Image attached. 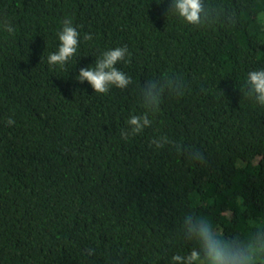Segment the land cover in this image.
Returning a JSON list of instances; mask_svg holds the SVG:
<instances>
[{
	"label": "trees",
	"instance_id": "trees-1",
	"mask_svg": "<svg viewBox=\"0 0 264 264\" xmlns=\"http://www.w3.org/2000/svg\"><path fill=\"white\" fill-rule=\"evenodd\" d=\"M169 6L0 0V264H171L194 247L187 213L229 236L264 220V105L245 85L264 68V0H205L201 25ZM66 20L77 53L49 65ZM118 46L127 87L75 79ZM147 82L161 92L150 111ZM146 111L132 134L127 120Z\"/></svg>",
	"mask_w": 264,
	"mask_h": 264
},
{
	"label": "clouds",
	"instance_id": "clouds-1",
	"mask_svg": "<svg viewBox=\"0 0 264 264\" xmlns=\"http://www.w3.org/2000/svg\"><path fill=\"white\" fill-rule=\"evenodd\" d=\"M215 18L221 13L213 9ZM168 12L182 18L186 23L201 25L212 22L205 0H170ZM4 31L13 32L9 23L4 24ZM87 38H91L90 36ZM59 44L54 52L47 55V62L52 66L66 64L76 53L80 42V33L70 20H66L58 33ZM129 55L127 46L108 48L95 59L93 64L79 69L75 77L80 82H87L97 93H106L110 87L123 89L131 82V77L117 65ZM245 85L249 95L264 105V68L247 73ZM147 110L158 107L161 101L160 90L147 82L143 87ZM14 120L9 119L11 125ZM151 123L148 111L129 117L127 124L132 134L140 133ZM156 148L163 146L162 138H155ZM192 160L199 161L202 156L198 151L189 150ZM183 237L193 242L194 247L184 255L171 256V264H264V220L258 222L247 236H229L219 232L206 217L194 213L185 214L180 226Z\"/></svg>",
	"mask_w": 264,
	"mask_h": 264
}]
</instances>
